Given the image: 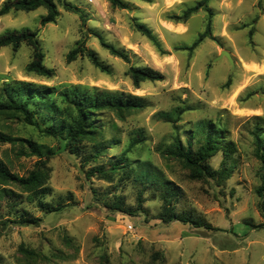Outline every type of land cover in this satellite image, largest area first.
I'll use <instances>...</instances> for the list:
<instances>
[{
	"label": "rangeland",
	"instance_id": "rangeland-1",
	"mask_svg": "<svg viewBox=\"0 0 264 264\" xmlns=\"http://www.w3.org/2000/svg\"><path fill=\"white\" fill-rule=\"evenodd\" d=\"M54 1L60 15L44 26V7L0 16V35L23 29L39 34L44 65L54 69L51 78L29 73L31 47L1 48L0 101L7 98L5 87L28 82L51 88L62 119L72 92L129 93L142 97L146 107L94 115L101 153L89 140L73 151L67 132L49 135L55 119L37 99L29 103L35 125L0 115V133L16 140L0 142V166L21 178L41 174L36 190L12 186L14 193L0 201V264H264L261 144L255 135L264 141V0H207L212 14L202 7L189 17L204 0H123L127 9L108 0H64L85 14L84 26L79 14ZM136 23L152 31L158 47ZM209 23L210 35L190 49ZM81 41L104 70L86 55L68 63ZM102 42L126 52L129 62ZM131 66L153 68L164 79L136 87L127 74ZM172 110H182L175 122L159 116ZM212 133L223 144L207 160L218 172L213 177L191 178L180 159L165 152L177 142L195 152ZM137 135L142 141L133 145ZM121 158L118 166L126 167L112 171ZM138 165L172 182L176 213L213 229L163 222L160 191L130 172ZM96 167L106 173L91 172ZM140 194L145 213L131 216L109 207L118 198L136 207ZM41 202L61 210L48 212ZM23 211L41 222L20 224Z\"/></svg>",
	"mask_w": 264,
	"mask_h": 264
},
{
	"label": "trees",
	"instance_id": "trees-1",
	"mask_svg": "<svg viewBox=\"0 0 264 264\" xmlns=\"http://www.w3.org/2000/svg\"><path fill=\"white\" fill-rule=\"evenodd\" d=\"M61 6L67 11L76 12L82 22V26L85 25L87 19L85 14L75 6H72L68 2H62L59 0ZM112 7L119 9H127L128 5L123 0H108ZM41 7L47 10V13L41 17L40 23L42 26L54 23L59 17L60 13L58 5L54 0H5L0 8V16L10 14L11 12H31ZM205 7L206 10L212 14L210 8H208L207 0H204L198 6L190 9L186 13V17H189L192 13L198 11L200 8ZM134 27L138 32L146 36L152 41L157 47L159 46L157 39L153 35L152 31L145 25L136 23ZM36 32L30 29H23L22 31H8L0 35V49L3 47H11L14 51H17L23 44L28 45L32 49V59L28 63L26 70L29 73L36 74L38 76L51 78L54 75V69L47 68L44 65L45 54L42 51L39 39L36 37ZM210 35V23L208 24L207 31L203 33L197 42L190 49L197 47L206 37ZM102 45L110 51V53L122 60L129 62V57L126 52L116 49L114 46L102 42ZM86 55L92 62L99 68L103 69V66L97 60L96 55L93 51L88 50L85 47L84 41L78 42L77 47L73 49L67 55L68 63L74 61L78 56ZM127 74L133 80L136 87L143 82L150 81H162L164 75L150 67L138 68L131 66ZM6 99L0 101V115L8 118H22L25 122L35 125L33 121V111L29 108L30 100L37 99V104L46 110L48 117L54 118L55 122L51 128H49V135H57L58 133H66V139H69L70 145L73 147V151L78 149L79 145L89 140L94 143V150L96 153H101L103 146L98 140V128L94 126V116L97 112L112 110L118 113H130L134 111L142 110L146 107L145 100L133 94H126L120 92L102 91L94 93H78L72 92L66 94L67 100L69 101L70 112L64 119L56 116L58 108L54 107L53 102L50 100L51 88L46 86H36L28 82H17L12 87H5ZM182 110H172L170 112H161L159 116L167 122H175ZM70 116L71 122L66 119ZM207 130L213 132V127L208 126ZM206 129H202L203 133ZM259 129V128H258ZM256 138L259 141L260 147L257 151V156L261 162L262 167V185L258 189L260 196L264 197V141L260 139L259 133H256ZM142 138L137 135L135 143L141 142ZM14 138L0 133V142H14ZM217 134L212 133L211 137L207 138V141L197 151L193 152L190 149L184 148L179 142L176 145L168 146L167 152L170 156L180 159L185 169L190 171V177L193 179H199L202 177H213L216 173L211 170L207 163V160L217 152L222 143ZM124 158L119 159L120 162L112 164L111 170L116 171L126 166H118L122 163ZM146 167V168H144ZM126 169V168H124ZM91 172L105 174L104 168L96 167ZM130 172L134 174L143 184H151L156 190L160 191L161 198L164 202V211L161 214V219L165 223H171L178 221L185 224H192L197 228L205 227L207 229H213L212 226L202 220L193 218L188 214H178L171 207V196H174L175 192L172 188L173 184L169 180L165 179L162 174L157 171L150 169V167L138 165L137 172L136 168L130 169ZM129 175V174H128ZM41 174L39 172H32L27 178H21L11 173L6 168L0 166V201L10 198L14 193L9 187L20 186L27 191H34L40 184ZM41 207L48 212L59 211L60 207L52 208L41 202ZM112 210L122 212L131 216L145 213L143 208V198L140 194L137 200L136 207L126 206L121 198L114 201L111 206ZM41 222L40 218L31 216L27 212L23 211L21 216L20 224L22 225H38ZM257 227V226H254Z\"/></svg>",
	"mask_w": 264,
	"mask_h": 264
},
{
	"label": "water",
	"instance_id": "water-1",
	"mask_svg": "<svg viewBox=\"0 0 264 264\" xmlns=\"http://www.w3.org/2000/svg\"><path fill=\"white\" fill-rule=\"evenodd\" d=\"M62 2H64V0H62ZM38 35H39V34H36V37H38ZM221 56H226V57L228 58V60H229L231 63H233V60H232V58H231V56H230L229 53H227V52H222Z\"/></svg>",
	"mask_w": 264,
	"mask_h": 264
}]
</instances>
